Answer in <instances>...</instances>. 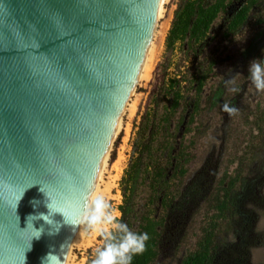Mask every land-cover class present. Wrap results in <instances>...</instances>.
<instances>
[{"label":"water","instance_id":"obj_1","mask_svg":"<svg viewBox=\"0 0 264 264\" xmlns=\"http://www.w3.org/2000/svg\"><path fill=\"white\" fill-rule=\"evenodd\" d=\"M166 3L0 0V264L67 263Z\"/></svg>","mask_w":264,"mask_h":264},{"label":"trees","instance_id":"obj_2","mask_svg":"<svg viewBox=\"0 0 264 264\" xmlns=\"http://www.w3.org/2000/svg\"><path fill=\"white\" fill-rule=\"evenodd\" d=\"M259 6L264 7V0L177 2L166 50L157 65L148 106L141 117L134 155L121 179V222L133 232H146L150 236L147 250L135 256L132 264H166L160 256L167 247L177 250L181 246L188 225L195 218L193 208L198 204L203 207L208 223L197 237L195 248L182 257L180 264L247 262L245 243L241 248L226 241L227 235L236 230L249 235V227L240 222L244 191L250 183L244 175L243 161L234 175L226 173L217 180L204 169L192 171L189 176L188 173L194 158L191 148L209 130L202 117L228 101L223 82L204 97L207 80L214 65L220 62L218 56L205 52L210 43L207 35L220 17L222 39L240 34L252 16L258 25L264 23ZM186 41V61H192L183 69L185 66L175 62L173 56L177 42ZM203 53L205 56L200 58ZM263 53L264 28L258 27L241 55L247 60H264ZM258 128L263 141L264 115H259Z\"/></svg>","mask_w":264,"mask_h":264},{"label":"rangeland","instance_id":"obj_3","mask_svg":"<svg viewBox=\"0 0 264 264\" xmlns=\"http://www.w3.org/2000/svg\"><path fill=\"white\" fill-rule=\"evenodd\" d=\"M177 2L178 0H167L153 38V48L157 50V53L153 59L152 69L146 76L139 77L135 82L107 158L103 179L107 180L110 175L116 173L119 177L115 180L116 186L112 190L113 194L106 200L119 213V205L122 203L123 196L121 179L134 155V142L138 136L141 117L148 106L149 93L155 81L157 65L163 59L166 50V37L172 24ZM259 12L264 13V7L259 6ZM221 23L222 18L220 17L207 35L210 43L205 52L208 51L210 56H218L220 62L214 65L207 80L204 97L211 88L223 82L227 87L228 101L202 117L206 125H209V130L199 138L194 148H191L194 158L189 164L188 176L197 169H204L206 174L213 177V180H217L226 173L234 175L240 161H243L244 175L248 177L250 183L244 191L243 204L240 207V222L249 227V235L246 237L244 230H236L227 235L226 241L234 242L241 248L245 243L244 247L248 251L246 264H264V140H260L258 128L259 115H264V91L255 87L249 75L250 63L263 58L247 60L241 55L253 31L258 27L264 28V23L258 25L256 18L252 16L249 25L245 26L240 34L226 39L220 37ZM161 33L165 35L163 41L159 40ZM187 48V41L182 44L177 42L173 56L175 62L181 63L182 67L185 66L183 69H186L192 61H186ZM188 54L191 53L188 52ZM204 56L205 53L200 58ZM172 73L174 75L175 71ZM225 104L237 111L231 115L228 114L223 110ZM147 131L146 129L144 133ZM118 157H120V162L117 166L120 168L113 166ZM193 212L195 218L189 223L186 238L181 246L177 250L167 247L160 256L166 264H180L182 257L195 248L197 237L201 236L203 227L207 225L208 219L204 216L201 204L194 206ZM85 229L87 232H92L87 225ZM106 243L105 238L97 234L90 245L80 247L74 245L68 264L73 263L75 259L79 264H93Z\"/></svg>","mask_w":264,"mask_h":264},{"label":"clouds","instance_id":"obj_4","mask_svg":"<svg viewBox=\"0 0 264 264\" xmlns=\"http://www.w3.org/2000/svg\"><path fill=\"white\" fill-rule=\"evenodd\" d=\"M249 75L255 87L264 91V60L252 61L249 66ZM223 110L230 115L237 111L235 108L229 107L228 104L224 105ZM41 191L45 192L43 188H41ZM45 193L51 199V202L47 205L50 210L49 213L29 216L28 220L30 218L33 221L42 219L47 224L52 225L55 223L52 219L53 214L62 213L64 215V213L53 206L52 198L47 192ZM120 215L118 211L111 207V204L103 195L91 199L89 205L83 210L80 222L86 224L89 230L104 237L107 241L105 247L99 251L93 264H132L135 256L143 254L147 250V242L150 240L149 234L131 231L126 224L121 222ZM34 230L37 233L35 238L39 239L44 231L43 228ZM59 230L60 225L57 227L56 232ZM50 234L52 233L50 232ZM53 260H55V264H64V261H61L60 257L53 253L48 254L44 264H52Z\"/></svg>","mask_w":264,"mask_h":264},{"label":"bare ground","instance_id":"obj_5","mask_svg":"<svg viewBox=\"0 0 264 264\" xmlns=\"http://www.w3.org/2000/svg\"><path fill=\"white\" fill-rule=\"evenodd\" d=\"M164 36H165L164 33H161L160 37H159V40L161 39V41H163L164 40ZM156 53H157V50L153 48V41H152L150 49H149V52H148V55H147V58H146V60L144 62V65H143V67H142L137 79H139V77H141V76L142 77L146 76L151 71L152 66H153V59L155 58ZM137 79H136V81H137ZM134 85H135V83H134ZM134 85H133V87H134ZM132 91H133V88L131 89V92H130L129 96L132 94ZM125 107H126V103L124 105L123 111L125 110ZM123 111H122V114H123ZM120 120H121V118H120ZM119 127H120V121H119L117 130L119 129ZM117 130H116V132H117ZM115 135H116V133H115ZM119 162H120V157H118V159L114 162L113 166L116 167L119 164ZM106 163H107V160H106ZM106 163H105V166L103 168L101 177L99 179L98 185L96 187V190L94 192V195H93L92 199H95V197L98 196V195H103L105 197V199H106L107 197H109V196H111L113 194L112 190L116 186L115 180L119 177V175H118V173L112 174V175L109 176V178L107 180H104L103 179L104 178L103 173L105 172ZM118 167L119 166H117V168ZM85 225L86 224H83V223L80 224V227H79L78 233L76 235V238H75L73 246L77 245V246L80 247V246L90 245L91 242L94 240L95 236L97 235V233H95V232H87L86 229H85ZM71 257H72V255H71V252H70V255H69V258H68V261H67L66 264H68V262L71 259ZM71 264H79V263H77V260L75 259V260H73V263H71Z\"/></svg>","mask_w":264,"mask_h":264}]
</instances>
